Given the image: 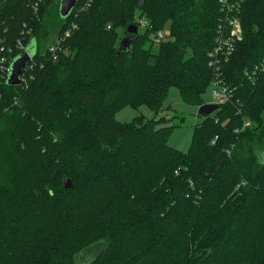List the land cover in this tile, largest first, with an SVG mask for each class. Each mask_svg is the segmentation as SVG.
Here are the masks:
<instances>
[{
  "label": "trees",
  "instance_id": "trees-1",
  "mask_svg": "<svg viewBox=\"0 0 264 264\" xmlns=\"http://www.w3.org/2000/svg\"><path fill=\"white\" fill-rule=\"evenodd\" d=\"M30 1L0 0V64L31 54L20 84L0 71V264H79L92 248L84 264H264V67L248 76L264 66V0H232L241 37L217 73L218 0H77L39 19ZM49 27L55 58L39 50ZM214 78L231 99L185 151L169 145L168 90L198 106ZM125 106L154 116L119 121Z\"/></svg>",
  "mask_w": 264,
  "mask_h": 264
},
{
  "label": "rangeland",
  "instance_id": "rangeland-1",
  "mask_svg": "<svg viewBox=\"0 0 264 264\" xmlns=\"http://www.w3.org/2000/svg\"><path fill=\"white\" fill-rule=\"evenodd\" d=\"M58 1L59 0H55L53 2H51L50 0L49 1L31 0L30 3H27L26 6H28L29 4V8L32 9V12L34 15L38 13L37 19H39L45 12L50 13L51 17L55 18V17H58L57 16V11L59 8ZM22 3L20 5H22ZM43 19L45 18L43 17ZM56 27L55 29H52L51 27H49V30L40 40L41 43H40L39 50L41 51V53L46 54L48 46H50L53 43L56 37H59V36H56V32L58 30V28L56 29ZM73 27L74 26H72L71 28ZM69 30H70V26L67 27L64 31H69ZM165 30H167V26L165 27ZM63 51L65 53L68 52L67 48L64 49ZM202 101H203L202 104H205V103L208 104L213 101L211 97V86L210 85L206 88V90L202 94ZM198 106L184 103L181 100L176 88L171 87L168 90L167 97L163 103V108L162 110L159 111L157 116L163 115L167 119H169L168 122L170 124H175V127L172 129L168 137L169 145L179 150H183V151H185L188 148L190 144L193 126L201 120V116L198 114ZM139 114H142L147 119L154 116V113L146 106H139L136 109L130 106H125L115 114V118L119 121H129L133 117ZM179 118H183V120L180 121ZM98 248L99 246L96 247V249ZM94 250L95 249L93 248L89 250H85L86 251L85 254L80 255L78 259L82 258L84 255H86V257L84 259L83 258L80 259L79 264H84L86 259L89 258L90 253L94 252ZM77 263L78 262H76V264Z\"/></svg>",
  "mask_w": 264,
  "mask_h": 264
},
{
  "label": "built area",
  "instance_id": "built-area-1",
  "mask_svg": "<svg viewBox=\"0 0 264 264\" xmlns=\"http://www.w3.org/2000/svg\"><path fill=\"white\" fill-rule=\"evenodd\" d=\"M218 2L220 4V8L223 14L216 28L215 44L213 49L209 53L210 60L208 63V65L214 70L215 73H217L218 69L220 68V59L223 58V60H226L230 56L233 51V44L235 40H238L241 37V24L239 18H237L239 11L237 2L236 4L232 0H218ZM142 25H144V23H142ZM68 35L69 31H65L64 36ZM62 38L63 37L56 38L54 42L48 47L54 58L56 57L55 52ZM164 39L165 38L162 31H158L155 35V41L159 42L163 41ZM11 61L12 59L8 60V63H11ZM2 62H5L4 59H1V63ZM28 64L24 67L23 71L26 70ZM262 67H264L262 64L255 65L254 68L251 70V75L248 76L250 78H253L254 75L257 73L258 69H261ZM8 69L9 67L7 66V64H0V71H5L8 73ZM23 71L20 76V83L24 81V78L22 77V75L24 74ZM210 86L211 97L213 99L211 103L219 105L224 104L231 99V90L220 78H214ZM247 124L248 123L245 122L243 126Z\"/></svg>",
  "mask_w": 264,
  "mask_h": 264
},
{
  "label": "water",
  "instance_id": "water-1",
  "mask_svg": "<svg viewBox=\"0 0 264 264\" xmlns=\"http://www.w3.org/2000/svg\"><path fill=\"white\" fill-rule=\"evenodd\" d=\"M77 0H59L58 12L61 17L67 16L73 7L75 6ZM128 36H124L119 45L118 51H127L129 49L130 43L133 40V36L137 33L138 27L135 23H130L127 28ZM31 54L29 51L23 50L17 56H15L8 69V75L6 78V83L11 85L20 84V76L24 67L30 62ZM218 105L214 103H205L198 106V114L201 116L209 115ZM63 186L65 189L72 188V182L69 178L63 179Z\"/></svg>",
  "mask_w": 264,
  "mask_h": 264
}]
</instances>
